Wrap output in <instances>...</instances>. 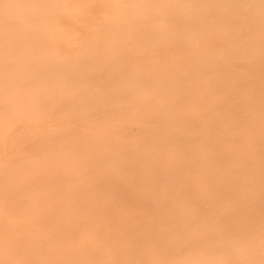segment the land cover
<instances>
[{"label":"bare ground","instance_id":"bare-ground-1","mask_svg":"<svg viewBox=\"0 0 264 264\" xmlns=\"http://www.w3.org/2000/svg\"><path fill=\"white\" fill-rule=\"evenodd\" d=\"M247 185L264 0H0V264H215Z\"/></svg>","mask_w":264,"mask_h":264},{"label":"rangeland","instance_id":"rangeland-1","mask_svg":"<svg viewBox=\"0 0 264 264\" xmlns=\"http://www.w3.org/2000/svg\"><path fill=\"white\" fill-rule=\"evenodd\" d=\"M253 166L247 170L231 171L230 175L239 174V177L248 179L256 177L258 171L252 170ZM235 190H225L231 197L215 201L210 205L209 218L195 224L196 242L219 243L215 264H264V187L247 185ZM221 209L233 210L234 214L239 211L246 216L223 219L220 217ZM236 226L241 228L236 229ZM222 242L225 246L220 244Z\"/></svg>","mask_w":264,"mask_h":264}]
</instances>
